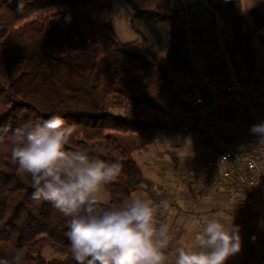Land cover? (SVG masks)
Masks as SVG:
<instances>
[{"label":"trees","instance_id":"obj_1","mask_svg":"<svg viewBox=\"0 0 264 264\" xmlns=\"http://www.w3.org/2000/svg\"><path fill=\"white\" fill-rule=\"evenodd\" d=\"M123 1L138 38L127 44L113 30V0H24L23 11L21 0H0V127L11 132L53 115L74 125L68 149L85 148L122 164L118 178L105 186L109 207L135 192L160 202L155 182L132 153L155 141L148 128L158 125L143 119L150 110H182L171 96L191 73L173 0ZM206 1L211 22L213 11L223 21L219 36L237 80L247 93L264 92L252 43L257 39L264 48V8H252L247 21L241 0ZM199 4L191 5L194 11ZM208 63L214 80L225 83L226 60L218 45ZM105 119L123 125H101ZM10 147L7 140L0 143V258L11 262L20 249L23 264H77L65 236L67 218L49 202L31 199L30 177L11 162Z\"/></svg>","mask_w":264,"mask_h":264},{"label":"clouds","instance_id":"obj_2","mask_svg":"<svg viewBox=\"0 0 264 264\" xmlns=\"http://www.w3.org/2000/svg\"><path fill=\"white\" fill-rule=\"evenodd\" d=\"M24 10L21 0L18 11ZM250 131L264 143V122ZM74 125L60 115L18 126L0 127V143L10 147V160L30 177L31 199L47 201L67 218L65 236L77 264H226L241 251L240 227L210 216L192 236L189 247L171 246L169 227L157 222L166 201L154 203L129 195L119 206H106L101 193L121 173L120 161H106L85 148L68 149ZM171 250V255L166 254ZM23 264V252L11 262Z\"/></svg>","mask_w":264,"mask_h":264},{"label":"built area","instance_id":"obj_3","mask_svg":"<svg viewBox=\"0 0 264 264\" xmlns=\"http://www.w3.org/2000/svg\"><path fill=\"white\" fill-rule=\"evenodd\" d=\"M213 14L216 41L196 33L191 5L183 2L178 8L185 60L191 70L172 95L182 110L153 112L147 120L163 127L176 126L184 133H199L210 151L197 170L188 171V176L203 190L222 192L239 213H244L254 204H264V148L250 131L253 125L264 122L260 113L264 110V92L247 93L237 80L219 36L223 21ZM217 45L226 60L225 83L214 80L208 63V55ZM229 117L238 122L242 148L222 132Z\"/></svg>","mask_w":264,"mask_h":264},{"label":"rangeland","instance_id":"obj_4","mask_svg":"<svg viewBox=\"0 0 264 264\" xmlns=\"http://www.w3.org/2000/svg\"><path fill=\"white\" fill-rule=\"evenodd\" d=\"M208 1L215 5L221 4L224 0ZM183 2L186 3L184 0H173V6L179 8ZM199 2L205 9L212 10L206 0H194V3ZM113 3L114 8L111 13V20L115 36L122 44L137 40L138 38L129 27L130 8L128 4L123 0H113ZM252 8L263 9L264 0H241L242 14L247 21H249V11ZM206 14L210 18L209 13L207 12ZM210 25H212L213 29H216V24L211 22V18ZM216 35L214 33L208 34L209 39L215 41L218 39V34ZM223 38L224 40H229L230 36L224 32ZM252 43L258 57L257 74L262 83H264V48L257 39H253ZM179 82L181 83V80ZM247 87L250 88L248 85ZM153 112L159 111L150 110L143 119L147 120V116ZM105 123L106 125H113L115 127L123 125L109 119L100 121L101 125ZM150 129L155 133L154 143L149 145L148 149L143 152H133L132 157L145 177L155 182L154 195L160 202L166 201L167 204L179 203V200H182L183 192L187 191L188 185L194 182L192 181L193 178L188 176V171L190 169L197 170L207 155L206 152L210 151L209 147L197 132L184 133L181 130H174L172 127L163 128L160 125L158 127H149L148 130ZM262 144L264 145V143ZM137 194L146 198L142 193H133V195ZM101 197L104 204L110 202V197L105 187L101 193ZM180 205L182 206V204ZM168 253L171 254V251L168 250ZM45 254L49 258L52 257L47 249L45 250Z\"/></svg>","mask_w":264,"mask_h":264},{"label":"crops","instance_id":"obj_5","mask_svg":"<svg viewBox=\"0 0 264 264\" xmlns=\"http://www.w3.org/2000/svg\"><path fill=\"white\" fill-rule=\"evenodd\" d=\"M184 1L188 5L194 4V0ZM193 8L195 9V6ZM195 11L198 13L196 33L209 38L208 34H213L214 30L210 25V18L200 4ZM260 113L264 119V110ZM225 122L223 134L242 148L244 144L238 122L231 117ZM260 144L264 148V145ZM206 153L208 155L209 152ZM192 181L194 182L188 185L187 191L183 192L182 200L168 204V210H160L156 217L158 223L168 225L171 246L181 244L189 247L193 234L203 227L210 216H216L223 219L226 225L233 223L240 227L241 251L230 257L226 264H264V204H254L244 213H239L222 192L203 190L196 179ZM166 254L171 255L168 252Z\"/></svg>","mask_w":264,"mask_h":264}]
</instances>
